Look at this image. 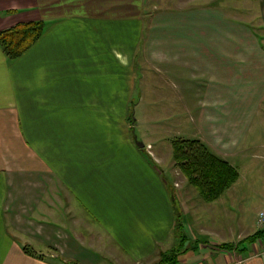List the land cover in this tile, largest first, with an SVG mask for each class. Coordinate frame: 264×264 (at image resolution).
<instances>
[{
  "label": "crops",
  "instance_id": "0c3cea01",
  "mask_svg": "<svg viewBox=\"0 0 264 264\" xmlns=\"http://www.w3.org/2000/svg\"><path fill=\"white\" fill-rule=\"evenodd\" d=\"M182 2V26L167 29L165 43L156 34L154 44L153 12L145 29L143 0H0V31L46 22L18 58L0 47V264H68L55 249L79 259L83 245L93 249L95 223L113 264H152L165 250L174 228L165 177L129 136L110 134L111 106L127 114L126 79L133 84L139 52L156 69L183 68L205 101L219 103L198 125L216 154L228 147L230 160L239 147H258L242 137L258 114L264 123V0H246L245 8L228 0L236 5L229 14L226 0ZM258 148L264 156V143ZM240 179L213 202L227 206ZM262 208L242 239L256 232ZM246 244L247 251L198 247L177 264H264V237Z\"/></svg>",
  "mask_w": 264,
  "mask_h": 264
},
{
  "label": "rangeland",
  "instance_id": "374dc122",
  "mask_svg": "<svg viewBox=\"0 0 264 264\" xmlns=\"http://www.w3.org/2000/svg\"><path fill=\"white\" fill-rule=\"evenodd\" d=\"M226 1V3L221 4L222 11L225 13L227 10V14H229L230 9L233 10L236 5ZM245 2L246 0H237V6L245 8ZM184 7L185 4L182 0H143V21L145 18V26L143 24V27L145 29L151 18L149 14L153 12L154 44H159L156 41V34L163 39L162 43H165L166 30L182 26L181 18L186 11L183 9ZM190 11L192 12V10ZM253 11L258 16L256 5ZM231 12L233 15L234 12ZM252 19H255L252 22L258 27L260 20L255 15ZM168 20L172 23L167 24ZM253 40L255 44L256 38L254 37ZM140 56L141 52L137 54L131 68L132 74L130 72V75H132L133 84L130 81L131 76L126 79L129 83L126 88L127 98L124 100L127 104V114L125 115V110L119 103L111 106V111H115L116 114L110 116V134L113 140L123 139L124 135L129 136L134 144H136V140L142 142L141 149H143L144 158L151 164L149 159L153 160V167L156 165L159 170L161 169L167 183L166 187L174 195V204L181 215L180 224L183 229L180 231L177 228L174 218L173 234L169 235L163 251L175 250L180 256L188 254L185 252L192 249H186L191 248L194 241L198 240L200 242L197 244V248L200 247V249L213 247L219 242L239 243L243 240L241 237L246 234L242 228L249 225L256 210L264 206V156L260 155L261 148H258L264 143V123L259 122L260 115L258 114L252 119L255 128L248 132L246 137L245 135L242 137V139L245 138L246 145L253 146L252 142L258 145L256 149L253 147L246 148V151L240 147L236 149L235 155L231 156L230 159L235 162L236 166L228 159L229 155H226V153L229 154L228 147L218 152V154L221 153L219 156L236 167L238 175L240 173L244 178L240 179L238 184L234 186V199L229 196L230 200L227 206L223 198L218 202H213L214 200L206 202L198 198L196 187L187 186L186 175L175 166L171 141L175 138H198L214 152L213 147H210L204 139L199 137L198 125L201 124V120L208 123L204 110L212 112L220 105L212 101H205L208 96L197 89V86H200L199 81L197 79L189 80L187 74L183 73V68L170 64L168 68L167 64L163 63L166 69L159 70L150 65L148 60L142 59L140 61ZM192 84L196 90L192 88ZM224 102L221 101V104ZM228 102L230 101L227 100L225 104ZM258 102V107L262 108L259 99ZM122 103L123 101L120 102V104ZM211 123H213L212 120ZM259 124L261 125L259 126ZM240 150L244 154L240 153ZM256 150L259 153L253 154ZM257 230H259L258 225ZM94 233L93 249H86L84 247L87 246L83 245V250L77 255L79 259H70L63 246H58L55 250L61 254V258L68 261V264H113L110 256L106 254L108 244L105 240L99 241L106 234L103 233L97 223H95ZM246 243L236 247L247 251ZM161 252L162 250L155 252L152 264L160 262ZM202 254H206V252Z\"/></svg>",
  "mask_w": 264,
  "mask_h": 264
},
{
  "label": "trees",
  "instance_id": "16d2710c",
  "mask_svg": "<svg viewBox=\"0 0 264 264\" xmlns=\"http://www.w3.org/2000/svg\"><path fill=\"white\" fill-rule=\"evenodd\" d=\"M46 26L44 20L18 23L0 31V47L9 59H16L27 51L43 34ZM174 164L187 177L190 185L197 188L198 194L206 202L217 199L238 178L236 167L213 152L198 138H175L171 141ZM174 202V195L172 196ZM174 218L177 228L181 231V215L173 203ZM264 237V230L259 229L239 243L219 242L215 247L223 250H233L239 244L251 243L257 238ZM198 241L191 248L197 249ZM243 250V249H239ZM178 254L175 250L162 251L158 264H177Z\"/></svg>",
  "mask_w": 264,
  "mask_h": 264
},
{
  "label": "built area",
  "instance_id": "2783aa9c",
  "mask_svg": "<svg viewBox=\"0 0 264 264\" xmlns=\"http://www.w3.org/2000/svg\"><path fill=\"white\" fill-rule=\"evenodd\" d=\"M256 223L259 226V229L264 230V209L258 213Z\"/></svg>",
  "mask_w": 264,
  "mask_h": 264
},
{
  "label": "water",
  "instance_id": "95a60500",
  "mask_svg": "<svg viewBox=\"0 0 264 264\" xmlns=\"http://www.w3.org/2000/svg\"><path fill=\"white\" fill-rule=\"evenodd\" d=\"M136 142V144L138 145V146H140V147H142L143 146V143L142 142H139V141H135Z\"/></svg>",
  "mask_w": 264,
  "mask_h": 264
}]
</instances>
